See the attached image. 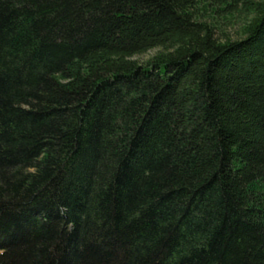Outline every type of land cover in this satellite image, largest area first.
<instances>
[{"label": "trees", "instance_id": "trees-1", "mask_svg": "<svg viewBox=\"0 0 264 264\" xmlns=\"http://www.w3.org/2000/svg\"><path fill=\"white\" fill-rule=\"evenodd\" d=\"M0 264H264V0H0Z\"/></svg>", "mask_w": 264, "mask_h": 264}, {"label": "rangeland", "instance_id": "rangeland-1", "mask_svg": "<svg viewBox=\"0 0 264 264\" xmlns=\"http://www.w3.org/2000/svg\"><path fill=\"white\" fill-rule=\"evenodd\" d=\"M215 27L218 28V30H221V31L224 30L227 37H231V38H236V36L238 34L237 31H239L238 27H236V26L231 27L228 24L224 25V24H222V22L220 20L218 23L215 24ZM215 32H217V31H215ZM216 35L219 36V34H216ZM156 52H157V50H150V51H147L143 54H140V55L133 57L132 60L138 62L139 64H144V63H147L152 57H154Z\"/></svg>", "mask_w": 264, "mask_h": 264}]
</instances>
